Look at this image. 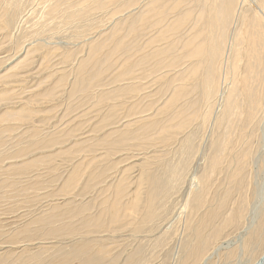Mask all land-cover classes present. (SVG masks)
Masks as SVG:
<instances>
[{"label": "rangeland", "instance_id": "rangeland-1", "mask_svg": "<svg viewBox=\"0 0 264 264\" xmlns=\"http://www.w3.org/2000/svg\"><path fill=\"white\" fill-rule=\"evenodd\" d=\"M6 1L0 0L1 8H4V5V9L8 7L6 14L0 16V155L3 156V158L0 156V264H59V260L64 259L67 261L65 264H81L80 261L84 264L82 253L79 254L81 251L79 247L85 241L82 242L80 239L84 238L82 236L87 240L85 244L92 247L90 253H94L92 259L95 258L90 264H104V262L105 264L112 262V264H253L264 248L263 204L259 219L255 218L256 222L260 220L258 224L255 222V227L252 225L251 228H246L251 224L247 211L242 215L247 216V219L249 216L247 223L243 220L238 225L231 223L229 216L236 211L240 197L231 194L227 204L220 206V202L224 200H221L220 194L228 187V182L225 180L227 186L221 188L220 182L226 176L223 173L214 177L213 189L205 195V204L200 211L192 209L196 194L200 190L203 193L205 184H201L199 178L210 166V156L216 146V141H212V138L219 130L211 125L214 119H211L206 126L203 125L201 115L207 107H203L202 93L198 86L188 80L184 97H180L182 93L180 76L190 70L189 66L192 68V63L187 62L184 66L176 68L175 63L178 62V52L181 47L177 44L180 48L176 49L174 46L178 43L180 34L187 39L188 32V37L193 33L190 31L195 25L192 13L195 9L194 17H196L200 11L206 10L208 6L207 4L204 6V3L207 1L113 0L117 3L111 4L112 0H101V3L97 4L95 0H61L60 2L54 0L55 4H58L55 6V4L50 5L53 0H15L12 4L18 5L17 7L9 6L7 3L9 0ZM194 1L195 4L192 3ZM196 1H199L201 7H197L199 5ZM252 1L249 4L245 3L241 17L248 15L250 18L254 15L250 5ZM88 2H94V7L107 2L110 10L107 12L95 10L90 16L87 15L85 20H81L77 15L74 20L67 19L69 12L74 15V11L77 14L86 10ZM55 8H58V13L55 12L50 16L49 13ZM126 8L129 9L123 11ZM44 10L47 12L45 13ZM187 13L191 14L192 23L185 29L188 30L184 31V34H177L171 25L179 16ZM45 17L47 20L44 19ZM241 17L227 23L229 24L226 26V31L229 29V33L226 32L227 41H230L228 39L230 34L235 32V36L238 35L236 30L243 27ZM67 22L71 25L66 24ZM155 24L154 29L139 31L137 37L133 39L132 27H151ZM164 30L165 33L162 32ZM158 38L160 42L145 49ZM227 41L225 44L229 47ZM133 44L140 50L139 53L131 51ZM231 49L230 46L227 50L231 51ZM163 50H167L169 61L173 62L174 66L164 68L162 74L159 72L158 75H152L151 79L145 82L146 89L139 96H129L126 92L136 86L129 81V76L120 79L119 74L127 69L130 62L141 63L145 56H151L148 66L153 68L154 64L161 60V58H152L153 54L155 51ZM242 53L245 55L244 51ZM133 54L135 55L130 57ZM231 57L230 63H233L234 56ZM242 66L237 75L235 74L237 79L240 75L246 74V62L242 63ZM201 68L199 72L205 73V69ZM227 69L231 71L233 67ZM230 81L233 82V75H230ZM189 86L191 87L188 88ZM78 88L82 90L79 91ZM217 99L212 101L213 105ZM133 104L145 112L130 116V111L135 108ZM180 105L184 112L180 110ZM218 106H215V116L221 107V100ZM182 117L185 122L181 120ZM179 120L181 122H178ZM171 121L172 123H168ZM182 122L185 123L183 131L173 139L172 143L164 144L160 140L163 126H176ZM128 127L132 129L129 130ZM155 133L156 136L152 137ZM260 134L259 132L258 135ZM144 139L147 141H144L145 144ZM110 141L114 146L108 143ZM122 145L123 149L118 152L116 149ZM255 146L257 147L253 154L254 158L252 157L245 176L248 194H244L245 198L249 197L248 195L253 198H251L252 203L264 189L263 134L257 138ZM102 147H105L106 151L104 148L100 150ZM178 163H184V168H187L185 171L182 168L179 182L175 183L176 190L171 192L173 193L169 195L171 197L168 196L170 201L165 207V203L164 206L159 203L162 196L158 192L155 198L150 197L149 190L152 184L150 177H158L154 178V182L156 181L159 189H163L167 184V177L162 176L166 171L163 169H169ZM79 169L81 171L85 169L84 171L88 173L82 171L80 182L68 197L64 195L63 190L67 188L66 193L70 191L73 174ZM103 170L106 171V176L101 182H93V184L91 181L93 185L88 182L91 175ZM120 184H126L123 189L124 206L137 200L135 203L139 208V214L144 216L142 208L151 202L162 207L159 212L160 217L153 222V225L152 223L143 225L140 218L134 216L121 221L123 224H115L109 230H102V233L94 228L88 232L91 233L92 230V234L81 230L82 220L98 216V212L106 208L105 201L114 197L112 191L114 192L116 186ZM219 189L222 192L214 196V192ZM71 205L74 207L72 208ZM68 209H80L82 214L66 221L62 220L61 216L65 213L63 211ZM82 209H85V212ZM82 217L84 218L81 219ZM130 221L132 225L128 224ZM201 224H204L203 229L200 227ZM198 228L201 232L197 231ZM69 229H76L77 233L72 235ZM48 232H51V235L44 238L42 234ZM218 232L217 238H209ZM30 234H35L36 237L31 241L24 240ZM13 237H16L15 241ZM189 245L196 246V252L195 248ZM188 248L189 250L186 251ZM101 249L104 250V255ZM190 251L195 253L190 254L189 256H192L189 258L187 253ZM231 254L235 256L232 257ZM204 258L207 262L203 261Z\"/></svg>", "mask_w": 264, "mask_h": 264}, {"label": "bare ground", "instance_id": "bare-ground-1", "mask_svg": "<svg viewBox=\"0 0 264 264\" xmlns=\"http://www.w3.org/2000/svg\"><path fill=\"white\" fill-rule=\"evenodd\" d=\"M22 1H27V0H22ZM60 1L61 0H59V2ZM205 1H207V3L205 2L204 3V6H206L205 4H207V6H208L206 8V10L200 11L196 15V17H194V15H195L194 14L195 13V9H194V12L192 13V17L195 20V25L193 26V28L190 31L193 32V33L188 37V34H189V32H188L187 39H186L185 36L183 37L182 34H180L181 37L179 36L180 38L178 39V43H175V46H174V48H176V49H178V48L181 47V49L179 50L180 52H178L175 49V51H177L179 53V57L177 58L178 59V62L175 63L176 64V68H180V67L184 66L187 62H189V63L191 62L192 63V68L189 66L188 68H190V70L188 69L189 70V71L187 70L188 72H185L183 70V72H185V73L180 76L181 77L180 78V82L182 83L181 86H180L181 87V91H182L180 97H182V96L184 97L185 88L187 87L186 82L188 80H190V83L191 84L198 86L197 88L202 93V103H203V107L204 108L207 107V109L201 115V117L203 118V125L206 126L207 124H209V121L211 122V119H214V121L211 122V125H212V127L214 129L218 128V130H219V132L218 133H215L213 135V138H212V141L213 140L216 141V146L214 145L215 146L214 151H213V153L210 156V160H211L210 166L207 169H205L204 174L202 175L201 178H199V182L201 184L202 183L205 184V187L203 189V193L201 192V190H200L199 193L197 192L198 194H196V198L194 197L195 198L194 199L195 200V204H194V207L192 209L195 210V211H197V212L200 211V208H202V205L205 204V195L207 193H209L213 189L214 182H215L214 181V177L215 176H219V175L225 173L226 176L224 177V180H222L220 182L222 184L221 188L222 187H226L227 186V182H228V187H227V190L225 192H223L222 194H220V197H222L221 200L224 199L223 201L220 202V206H224V205L227 204V202L229 201V198H230L231 194H237V196L240 197V200H239V203L237 204L236 211L229 216V221L231 223H233V224L236 223L237 225L239 223H241V220H243L244 223H247L248 220H249V216H250L249 223H251V224H249V226L246 227L247 229H249V228H251L250 226H252V225H253V227H255V224L258 221H260V220H258L259 219L258 216L261 213V205L262 204L264 205V189L260 192L259 196H257L256 201L254 203H252V201H251V198L252 197H250V195H248L249 197H246V198L244 197V194L245 193L248 194L247 193L248 192V186H246V183H245V176L247 174L246 172L248 171V169H249V167L251 165L253 154L256 151L255 150V147H257V146H255L256 145V140H257L258 137H260L261 134L264 135V0H257L255 2H253L252 0H250V1H252V3L250 5H251V7L254 10V15H252L250 18H249L248 15H243L244 17H241L242 14H243L242 8H243V6H245V3L249 4V2H250L249 0H205ZM2 2H4V1H2ZM12 2L14 3L15 0L14 1L9 0L7 3H9V6H11V5L12 6L14 5L15 7L18 6V5L12 4ZM36 2H38V1H36ZM53 2H54V0L51 2L50 5H53V4L56 3V1L54 3ZM86 2H84V3H86ZM94 2L98 4L99 2L101 3V0H95ZM28 3H30V2H28ZM93 3L92 2H88L87 9L86 10H83L81 12H78L77 14H75V11H74V15L73 14H69L70 13L69 12L67 19L74 20L75 19V16L77 15L78 17H80L81 20H85L86 17H87V15L90 16L91 13L93 11H95V10H102V11L104 10L106 12L110 10L107 7L108 6V3L107 2L106 3L103 2L104 4L102 3L100 5H97V7L96 6L94 7L93 5H95V4H93ZM114 3H117V2L112 0L111 1V4H114ZM192 3L195 4V1L192 2ZM196 3H197V5H199L197 7H201V4L199 3V1H196ZM40 4H42V3H40ZM56 5H58V4H55V6ZM91 5L93 7H91ZM6 6H8V4H6ZM41 7H43V6H41ZM194 7H195V5L193 6V8ZM4 8H5V5H4ZM4 8H1L0 7V16H2L3 13L6 14L8 7H6L7 9H4ZM47 8H48V6H47ZM127 9H129V8H126L123 11H125ZM202 9H205V8H202ZM14 11H15V9H14ZM44 12H45V10H44ZM55 12L58 13V8H55L51 13H49L50 16H53L55 14ZM197 12H198V10H197ZM42 14H44V13H42ZM42 14H40V15H42ZM14 15H17V14H14ZM43 17H44V15H43ZM57 17H58V15H57ZM192 17H191V14H188V13L187 14H184L182 16H179L177 18V20L174 21L173 24L171 25V26L174 27V32L176 31L177 34H178V33H183L184 31H187L188 29L187 30H185V29L188 27V25L190 23H192L191 22L192 21ZM240 17H241V19L243 18V23H242L243 24V27L241 29H239V30H236V31H238V33L236 32L238 34L236 36H238L240 38L237 37V39H236V36L234 34L235 32L233 31L234 33L232 32L233 34H230L229 35V38H228V39H230V41H227V34H226V32L229 33L228 32L229 29L226 31V26L227 25L229 26V24H227V23H229L231 20H235L236 18H240ZM44 19L47 20L46 17ZM6 20H7V18H6ZM81 20H79V21H81ZM40 21H41V19H40ZM66 24H70V23L67 22ZM4 25H6V24L4 23ZM1 26H3V25L1 24ZM47 26H48V28L50 27L49 24ZM155 26H156V24L153 25V26H151V27H147V26L132 27L131 35H132L133 39H135L137 37L139 31L146 32L149 29H154ZM171 26H170V28H171ZM230 27H232V26L230 25ZM7 28H8V26H7ZM7 28H5V29H7ZM233 28H234V26H233ZM165 31L166 30H164L162 32L165 33ZM217 32H219V33L217 34ZM34 38L35 37H33V39ZM159 38H160V36H159ZM159 38H158V40L152 42V44H149L148 47H145L144 46L145 49L150 48L154 44H157V42H160L159 41ZM201 38L203 39L202 41H201ZM146 39L148 41V38H146ZM146 39H144V40H146ZM28 40H30V39H28ZM226 41L232 47L231 51L230 50H227L230 46L229 47H226V44H225ZM235 42H237V44H235ZM177 44L180 47H177ZM134 45L135 44H133V47L131 46V51L137 53L139 49L136 48L137 46L134 47ZM144 45H145V43H144ZM224 45H225V47H224ZM142 50H141V52H142ZM242 51L245 52V55H242L243 54ZM166 52H167V50L155 51V53L153 54V57L152 58H155V59L161 58V60L158 61L157 63H155L153 68H150L148 66V62L150 61V57L151 56H145V57H143L144 59L141 60V63L142 64L141 63H138L136 61L130 62L127 65V69L124 72H121L119 74V78L120 79L123 78V77H125V76H129V81L132 82V84L134 86H136V87L132 88L131 90H129L128 92H126V93L129 94V96L130 95H133L134 97L139 96V94L146 89L147 83H145V82L146 81H149V78L152 75H154V74H157L158 75V73L161 72L164 68L174 66L173 65L174 63L171 62V61H169V58L170 57H169V55H167ZM178 53H177V55H178ZM230 54H232L234 56L233 63H230V60L232 59V57H231L232 55L230 56ZM134 55L135 54L131 55L130 57H132ZM229 56H230V58H229ZM198 59H200V60L199 61H195V60H198ZM126 60H128V59H126ZM245 62H246V66H245L246 67V74L240 75L239 79L235 78V74L237 75V72L243 68L242 63H245ZM147 66H148V68H147ZM201 67H203L205 69V73L199 72V68H201ZM227 67H233V70L228 71ZM186 69H187V67H186ZM230 72H232V74H230ZM161 74H162V72H161ZM230 75H233V82L230 81ZM229 81H230V83H229ZM171 83H173V82L171 81ZM93 84H95V83H93ZM196 86H194V87H196ZM190 87L191 86H189L188 88H190ZM192 88H193V86H192ZM81 90L79 89V91H81ZM194 91H193V93H195ZM74 92L75 91L73 90V93ZM190 94H192V93H190ZM199 94H197V95H199ZM134 97H131V98H134ZM216 98H218V99L216 101H214L215 103L213 102L215 104V105H213L212 104V101L214 99H216ZM200 99H201V97H200ZM158 100H160V98ZM219 100H221V107L219 109L217 108L218 109V113L216 112L217 115L215 116L214 115V110H215V106H218ZM192 104L195 105V103H192ZM192 104H191V106H192ZM222 104H224V106H222ZM189 105H188V107H189ZM130 106H132V105L130 104ZM130 106L128 108H130ZM134 106H135V108L132 109L130 111V113H129L130 116H133V115H136V114H140V113H144L145 112L144 110H140V108L136 104ZM182 107H184V106H182ZM198 107H199V105H198ZM180 108H181V105H180ZM141 109H143V108H141ZM190 109H188V110H190ZM192 109L194 110L193 107H192ZM114 110H115V107H114ZM117 110H119V109H117ZM180 110H182V108ZM196 110H198V109H196ZM176 112H178V111L176 110ZM126 113H127V110H126ZM117 114L118 113H116V115ZM197 114H198V112H197ZM125 116H127V114H125ZM183 117L181 118V120L183 119ZM177 118H176V120H177ZM191 118H192V116H191ZM158 121H160V120H158ZM185 121L186 120H184V122ZM178 122H181V121L179 120ZM184 122H182L180 125H176V126H168V125L166 126V124H167V121H166V124H165L166 127H164L162 125L163 126V129L160 131V140L164 144H167V145L170 144V143H172L173 142V139L176 136H178V134H180L183 131V128H184V125H185ZM168 123H172V121L171 122H168ZM154 124L156 125L157 122L154 123ZM155 125H154V127H155ZM152 126H153V124H152ZM152 126H150L151 129H152ZM130 128L128 127L129 130H130ZM146 128H148V127H146ZM158 128H160V127H158ZM210 128H209V130H210ZM151 129H150V133H152L151 132ZM159 130L160 129H158V132H159ZM152 131H153V129H152ZM259 132L261 133L260 135H258ZM149 136H151V135H149ZM153 136H156V133H155V135L153 134L152 137ZM114 138L116 139V137H114ZM119 138H121V137H119ZM151 140H153V139H151ZM114 141H116V140H114ZM144 141H146V140L144 139L143 142ZM146 142H144V144ZM108 143H110L111 145H113V142L111 143V141L108 142ZM257 143H259V142H257ZM109 147H111V146H109ZM100 148H101V146H100ZM103 148L105 149V147H102V149H100V150H103ZM121 149H123V145H122V147L120 146V148L119 149H116V150L119 152ZM202 149H203V146H202ZM257 149H259V147ZM116 150L114 149L113 152H115ZM105 151H106V149H105ZM108 151L112 152V150H108ZM196 151L198 153V150H196ZM228 151H229L230 154H228ZM2 155H5V154H2ZM111 155H113V154H111ZM1 157L3 158V156H1ZM9 163H11V162H9ZM114 164H115V162H114ZM119 164L120 163H118V166H119ZM189 164H190V162H189ZM183 165H184V163L183 164L182 163H178L176 166H172L169 169H163V170H166V171H164L166 175L165 174L164 175L162 174V176H164V177L166 176L167 177V181H166L167 184H165V187L163 189L162 188L159 189V187L156 185V181L154 182V178L156 179L158 177H154V178H153V176L150 177V180H151L152 184L150 186L149 195H150V197L155 198L157 196V192H158L162 196L161 200L159 201V203L162 204V206H164V203H165V207H166L167 203H169L170 199L168 198V196L170 194H173L171 192L174 191V189L176 187L175 186V183L176 182H179V178H180L179 175L181 173L182 168H184ZM113 166H115V165H113ZM254 167H256V166H254ZM96 168L97 167H95V169ZM186 168H184V171L186 170ZM79 170L81 171V169H79ZM79 170H76V172H74V174H73L71 186H69L70 191L68 193H66L67 192V188H64V190H63V192L65 193L64 195H68V197H70L71 193L76 189L78 183L80 182V179L82 178V175H83L82 174V171L83 172H87V171H84L85 169L82 170L81 172ZM86 170H87V168H86ZM253 170H255V169H253ZM184 171L182 173H184ZM108 172H110V171H108ZM87 173H86V175H87ZM90 175H88V176H90ZM184 175H185V173H184ZM105 176H106V171H104V170L101 171V172L94 173L93 175H91V177H89L90 179H89L88 182L89 183H91V181H92V183L93 182L94 183L101 182L103 180V178H105ZM196 179H197V177H196ZM225 180H227V182ZM106 182H107V180H106ZM181 182H183V181H181ZM83 183H84V181H83ZM196 184H197V182H196ZM84 185H85V183H84ZM193 185H194V183H193ZM86 186L88 187V184ZM125 186H126V184H120V185L116 186L117 188L115 189V191L114 192L112 191V194H114V197L111 198L108 201L106 200L105 203H104V205H106L105 206L106 208H103V206H102L103 209H102V211H101V209L99 210L101 212H98L99 215L98 216H95L96 218L95 217L91 218V217H89V214H88V217L89 218L88 219L85 218L84 220H82L83 222L81 223V228H82L81 230H86L87 231L86 233H88L91 228H94V230L99 231V233H100L102 230H109V229H111V226L112 225L122 223L121 221L126 220L128 217H134V216L135 217L138 216L140 218V220H141V223L143 225L146 224V223H148V224H151L152 223V225H153V222H155V220H157V218L160 217V213L159 212L162 210V207H159L160 205H155L154 203H151L150 202L147 206H144L142 208V213H145V215L142 216V215L139 214V212H140L139 211V208L137 207V205L135 203L137 200H135L132 203L124 206L123 205V197H124L123 196L124 195L123 194V189H124ZM111 188H113V187H111ZM84 189H86V188L84 187ZM94 189H96V188H94ZM199 189H200V187H199ZM220 189L217 192H214V196L217 193L222 192V191H220ZM31 191H33V190H31ZM197 191H199V190L197 189ZM249 191H250V189H249ZM85 194H83V195H85ZM37 196H38V194H37ZM46 196H47V194H46ZM72 197L74 198L73 194H72ZM72 197H71V199H72ZM169 197H171V196H169ZM136 198L138 199V197H136ZM72 201H74V200H72ZM101 203H103V202H101ZM73 207L74 206H72V208ZM97 208H98V205H97ZM189 208L191 209V207H189ZM82 211L85 212V209H82ZM245 211H247V215L249 214L248 219H247V216L246 217H243L242 216V215L246 214V213H244ZM63 213H64V215L62 214L61 218H63L62 220H65V221H66V219H71V218L77 217L78 215H80V213L82 214V212L80 211V209H74V210L73 209H68V210H64ZM263 215H264V213H263ZM260 217H262V215ZM83 218L84 217H82L81 219H83ZM255 218H258L257 219L258 220L257 222L255 221L256 220ZM51 219L53 220V218H51ZM55 220H57V219H55ZM54 222H52V223H54ZM56 224H57V221H56ZM128 224L129 225L130 224L132 225L131 221ZM203 226H204V224H201L200 225V227H202V229H203ZM65 227H68V226H65ZM257 227H258V225H257ZM259 230H260V228H259ZM169 231H170V229H169ZM197 231L201 232L199 230V228H198ZM52 232H53V230H52ZM69 232L72 233V235L75 234V233H77L76 229H69ZM253 232H255V231H253ZM260 232H261V230H260ZM50 233L51 232H48V233L42 234V235L45 238V236L46 237L50 236L51 235ZM27 234H28V232H27ZM82 234L83 233H81V235ZM88 234H92V230H91V233H88ZM250 234H253V233H250ZM84 235H86V234H84ZM217 235L219 236V232L216 233V234H214V236H210L209 238L210 239L217 238ZM240 236L243 237L242 235H240ZM35 237H36L35 234L34 235L33 234H30V236L28 235V237L27 238H24V240L31 241ZM82 237H84V238H80V239H82V242L85 240L83 242V244H85V242L87 240H86L85 236H82ZM86 237H88V236H86ZM15 238L16 237H13V241L16 240ZM44 238H43V240H45ZM18 239H21V238H18ZM180 239L182 241V238L181 237H180ZM252 239H253V237H252ZM24 240L23 241L21 240V241L22 242H25ZM102 240H103V238H102ZM102 240H100V241H102ZM246 240L248 241V239H246ZM168 241H170V239ZM168 241H167V243H168ZM207 241H208V239H207ZM244 241H245V239H244ZM16 242H19V241H16ZM211 242H212V240H211ZM104 243H103V245H107V244H104ZM243 243L244 242H242V246H243ZM13 244L15 245L16 243L14 242ZM21 244H24V243H21ZM83 244L81 245V247H79V248H81V251H80L79 254L82 253L81 258L84 261V264H90V261L92 260V262H93V260L95 258L94 257L92 259V256H94V253L93 254L90 253L92 247L90 248V246H88L87 244H85V245H83ZM94 244H96V243H94ZM100 244H102V243H100ZM200 244H202V243H200ZM246 244H247V242H246ZM246 244H244L245 247H246ZM91 245H92V243H91ZM107 246H104V247H107ZM183 247H185V246H183ZM190 247L193 248L194 245H192ZM249 247H251V246L249 245ZM93 248H95V247H93ZM194 248L193 249L195 251L196 250V246ZM238 249H240V248H238ZM105 250H107V248ZM188 250H189V248L186 251H188ZM194 251L193 252L192 251L188 252L187 255L188 256L190 254L194 255V253L196 252V251L195 252ZM204 251L205 250H203V253H204ZM102 252H104V250H102ZM102 252L100 251L99 253H102ZM182 252H183V250H182ZM239 252H240V250H239ZM99 253H95V254L97 255ZM104 254H105V252L102 253V255H104ZM178 254H179V252H178ZM199 254H200V251H199ZM196 255H197V253H196ZM191 256H189V258ZM229 256H230V254H229ZM231 256H232V254H231ZM234 256H232V257H234ZM75 258H77V257L75 256ZM79 259H80V256H79ZM195 259H196V262H197V258H195ZM200 259H201V257H200ZM200 259H199V261H200ZM205 259L206 258H204L203 261H206L207 260V259L206 260ZM59 261H60L59 264H65V262H67L65 259L62 260V261L61 260H59ZM203 261H202V263H203ZM238 261H240V260L238 259ZM80 262H81V264H83L82 261H80ZM105 263L106 262H104V264ZM253 264H264V248H263L261 254L259 255L258 259Z\"/></svg>", "mask_w": 264, "mask_h": 264}]
</instances>
